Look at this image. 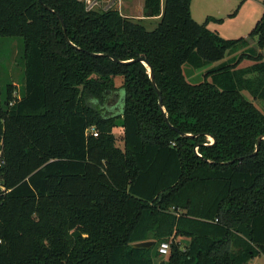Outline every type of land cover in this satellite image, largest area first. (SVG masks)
<instances>
[{
    "label": "trees",
    "instance_id": "1",
    "mask_svg": "<svg viewBox=\"0 0 264 264\" xmlns=\"http://www.w3.org/2000/svg\"><path fill=\"white\" fill-rule=\"evenodd\" d=\"M191 3L145 0L149 30L84 0H0L24 68L20 95L0 86V264H157L165 241L162 264L264 257V112L243 94L264 100V14L226 39Z\"/></svg>",
    "mask_w": 264,
    "mask_h": 264
},
{
    "label": "rangeland",
    "instance_id": "2",
    "mask_svg": "<svg viewBox=\"0 0 264 264\" xmlns=\"http://www.w3.org/2000/svg\"><path fill=\"white\" fill-rule=\"evenodd\" d=\"M88 7L96 10L106 8H116L123 15H128L142 19V23L147 29L152 30L157 27L159 19L157 17H145L144 1L145 0H84ZM194 14L211 15L218 20L209 21L207 27L216 31L220 36L226 39H237L248 37L257 22L264 14L263 0H193ZM200 11L199 13H197ZM251 47L260 51L257 46V39L251 41ZM23 51L22 37H0V86L5 87L7 82L11 81L16 86V93L20 95L21 85L24 79V68L20 63V55ZM218 64V63H217ZM251 62L244 61L243 66L250 65ZM214 66V65H213ZM209 67L204 69H195L191 64L183 65L184 73L187 80L191 83H200L205 80V72ZM122 77H116L117 82ZM244 96L253 102L262 112H264V100L255 99L248 91H243ZM114 133L117 137V144L124 146L123 130L116 127ZM209 141L212 139L209 137ZM183 243L188 242V238H179ZM167 257L159 256L157 264L166 261ZM251 264H264V257L257 256Z\"/></svg>",
    "mask_w": 264,
    "mask_h": 264
},
{
    "label": "water",
    "instance_id": "3",
    "mask_svg": "<svg viewBox=\"0 0 264 264\" xmlns=\"http://www.w3.org/2000/svg\"><path fill=\"white\" fill-rule=\"evenodd\" d=\"M59 17L61 19L62 25L65 27V23H64L63 19L61 18V16H59ZM139 60H141L142 62H144V64L148 67V70H149V73H150V77L152 78V80H153V82L155 84V81H154V71H153V68H152L151 64L146 59H144V58H139ZM157 92H158V95H159V105H160V108H161L162 112L164 113L165 120H166V122L171 127H173L171 125V123L169 122L168 115H167L166 109H165L164 104H163V98H162L161 90L157 89ZM173 128L178 131L177 128H175V127H173ZM185 135L191 136V134H185ZM209 137L212 139V142L211 143H213L215 141L214 138L212 136H209ZM263 138H264V136H260L258 138V143H257V146H256V150L251 155H254V154H256L258 152L260 143H261V141H262ZM153 244H154V241L153 240H149V241L135 243L134 246L135 247H151Z\"/></svg>",
    "mask_w": 264,
    "mask_h": 264
},
{
    "label": "built area",
    "instance_id": "4",
    "mask_svg": "<svg viewBox=\"0 0 264 264\" xmlns=\"http://www.w3.org/2000/svg\"><path fill=\"white\" fill-rule=\"evenodd\" d=\"M91 133H93L94 136H98V132L91 129ZM212 142V141H210ZM5 164V158H4V154H3V150H0V194L2 193H6L7 191H9V189H7V186L5 185L3 178H2V174H1V170L3 168ZM2 243V238L0 237V244ZM170 243L171 241H165L162 242L159 246V255L160 256H165L167 257L170 251ZM162 264V263H160Z\"/></svg>",
    "mask_w": 264,
    "mask_h": 264
},
{
    "label": "crops",
    "instance_id": "5",
    "mask_svg": "<svg viewBox=\"0 0 264 264\" xmlns=\"http://www.w3.org/2000/svg\"><path fill=\"white\" fill-rule=\"evenodd\" d=\"M192 5H193V0H192V3H191V11H192V15H193L194 19H196L198 22L203 23V22H205V20L207 19V17L211 16V15L205 16V15H202V14H197V16H195V14H194V8L192 7ZM199 12L200 11H198L197 13H199ZM208 24H209V22H208ZM251 262H252V260L249 262V264H251Z\"/></svg>",
    "mask_w": 264,
    "mask_h": 264
}]
</instances>
